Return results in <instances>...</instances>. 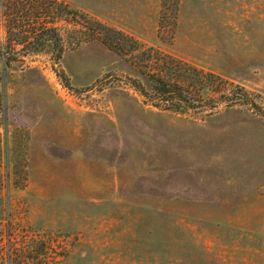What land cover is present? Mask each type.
Instances as JSON below:
<instances>
[{"label":"rangeland","instance_id":"obj_1","mask_svg":"<svg viewBox=\"0 0 264 264\" xmlns=\"http://www.w3.org/2000/svg\"><path fill=\"white\" fill-rule=\"evenodd\" d=\"M62 1L264 105V0ZM61 29L66 78L52 47L2 68L0 264H264V115L146 104L100 84L149 86L136 65Z\"/></svg>","mask_w":264,"mask_h":264},{"label":"trees","instance_id":"obj_2","mask_svg":"<svg viewBox=\"0 0 264 264\" xmlns=\"http://www.w3.org/2000/svg\"><path fill=\"white\" fill-rule=\"evenodd\" d=\"M64 25L73 33H83V41L98 40L124 56L139 68L149 86L139 78L118 74L108 75L100 80V84L111 79L125 81L143 97L144 103L165 110L210 115L221 105L242 104L254 113L264 115V105L244 86L157 47L145 46L132 34L74 9L62 0H0V77L4 65L11 66L14 61L52 47L53 67L61 78H66L60 65L65 50L61 33ZM204 87L211 95L203 94ZM14 250L16 256L13 251L9 255L12 263L13 260L17 262L21 251L27 252V248L16 247Z\"/></svg>","mask_w":264,"mask_h":264}]
</instances>
